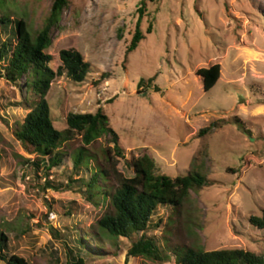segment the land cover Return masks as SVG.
Listing matches in <instances>:
<instances>
[{
    "label": "rangeland",
    "instance_id": "374dc122",
    "mask_svg": "<svg viewBox=\"0 0 264 264\" xmlns=\"http://www.w3.org/2000/svg\"><path fill=\"white\" fill-rule=\"evenodd\" d=\"M67 1L44 51L51 57L48 66L55 71L59 51L74 49L91 70L82 83L65 76L51 82L45 101L53 128L66 129L67 113L93 114L101 107L125 160L146 155L159 175L198 172L210 182L190 191L178 211L159 207L153 215L152 221L161 223L146 235L170 254L191 247L264 255V229L248 223L264 210V0H146L140 20L145 38L126 57L142 0ZM52 3L0 0V17L24 21L33 40ZM148 26L150 34L145 33ZM213 64L220 67L219 78L203 92L195 72ZM104 73L110 77L96 84ZM20 85L0 79V233L8 251L27 264H51L49 243L57 250L58 264H66L70 244L65 236L73 230L68 233L65 227L76 226L84 234L110 207L103 201L95 207L76 190L37 193L32 187L35 180L24 161L34 155L13 135L14 124L27 112L6 105L20 102ZM219 120L224 125L198 137L200 129ZM106 139L91 149L107 147ZM79 146L78 136L64 145L62 164L51 171L50 178L62 186L72 172L69 154ZM112 156L115 172L132 178L125 161ZM68 203H73L71 215L61 218L59 206ZM115 242L116 248L103 239L105 251L119 252L110 263L158 264L126 258L130 242ZM163 264H175L174 259Z\"/></svg>",
    "mask_w": 264,
    "mask_h": 264
},
{
    "label": "trees",
    "instance_id": "16d2710c",
    "mask_svg": "<svg viewBox=\"0 0 264 264\" xmlns=\"http://www.w3.org/2000/svg\"><path fill=\"white\" fill-rule=\"evenodd\" d=\"M145 1L142 0L137 9L138 17L124 51L125 57L145 38L140 30ZM67 6V0H53L49 15L34 34L33 40L24 21L0 17V79L15 85L21 81L23 95L20 102L6 105L19 107L27 112L21 122L14 124L13 135L28 154L34 155L33 160L24 161L26 171L32 172L35 180V186L32 187H37V193L46 189L59 191L63 187L76 190L95 207L101 201L108 203L110 207V210L96 220L94 227L84 234L76 226L65 227L68 233L73 230L72 234L65 236L70 244L66 249V264H112L109 259L119 252L105 251L104 238L115 248L117 238L129 241L126 258L142 257L158 264L171 259H174L175 264H264V255L242 249L203 251L184 247L172 249L170 254L169 249L157 238L147 236L148 231L157 228L161 223V220L158 223L152 221L159 207L178 211L182 200L190 191L199 190L210 185V182L198 172H189L174 178L159 175L155 173L152 159L146 155L125 160L118 145V137L109 128L108 118L102 108H97L93 114L67 113L64 117L66 129L57 131L53 128L49 107L45 101L51 82L56 77L65 76L73 83H82L91 70L90 64L74 49L59 51L60 65L55 71L48 66L51 57L44 51L50 45L52 31L58 27L60 15ZM145 33H151L150 26ZM219 72L218 64L196 70L195 75L201 80L203 92L213 87L219 78ZM109 77V74H101L96 84ZM106 103H111V100ZM235 121L239 123L236 119ZM222 125V120L212 122L200 129L197 135L202 137ZM76 136L79 137L80 146L69 154L72 172L62 186L57 178H50L51 171L61 166L65 156L61 149ZM103 137H107V147L98 152L92 150L91 146ZM109 144L112 145L111 148L108 147ZM112 155L125 161L126 168L133 174L132 178H123L115 172ZM2 157L0 153V165ZM72 205L73 203L60 204L58 213L61 218H69ZM248 223L263 230L264 210L260 217H249ZM139 233L140 236L134 239V235ZM88 239H92L93 244H88ZM49 248V263L58 264L57 250L51 243ZM0 264H27L24 259L8 251L7 239L2 233Z\"/></svg>",
    "mask_w": 264,
    "mask_h": 264
},
{
    "label": "clouds",
    "instance_id": "9594fccd",
    "mask_svg": "<svg viewBox=\"0 0 264 264\" xmlns=\"http://www.w3.org/2000/svg\"><path fill=\"white\" fill-rule=\"evenodd\" d=\"M105 82V81H104ZM108 101V100H107ZM99 108V107H98ZM101 108V107H100Z\"/></svg>",
    "mask_w": 264,
    "mask_h": 264
}]
</instances>
